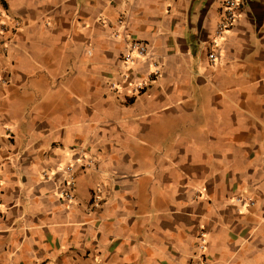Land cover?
<instances>
[{
	"label": "crops",
	"instance_id": "1",
	"mask_svg": "<svg viewBox=\"0 0 264 264\" xmlns=\"http://www.w3.org/2000/svg\"><path fill=\"white\" fill-rule=\"evenodd\" d=\"M222 1L0 0V264H264V0Z\"/></svg>",
	"mask_w": 264,
	"mask_h": 264
},
{
	"label": "built area",
	"instance_id": "2",
	"mask_svg": "<svg viewBox=\"0 0 264 264\" xmlns=\"http://www.w3.org/2000/svg\"><path fill=\"white\" fill-rule=\"evenodd\" d=\"M240 1L239 0H223L221 3V8L219 12V18L216 24L215 28V34L214 38L218 40L227 30H229L233 23L235 22V19L238 15V9H239ZM120 23V22H119ZM121 33L114 32L113 36L120 37ZM216 43H214L215 46ZM149 58V46L146 42L132 38L127 43L126 51L124 52L122 56V60L124 64H131L136 61V59H142L147 60ZM209 61L213 62L216 60V54L215 51H212L208 54ZM155 67V65H154ZM156 68L153 70V72L150 73L148 79H137L132 80V86L133 90L136 93H140L143 90H145L149 79L152 77V75L156 74ZM151 76V77H150ZM123 77L126 79L128 78V74L123 75ZM109 86L112 89H118V84L115 82L109 83ZM68 172H70V168L66 169ZM74 177L69 176L65 181L61 183V185L57 188V194L59 197L65 200H72L74 197ZM100 199L98 197V194H94L91 202H90V208L98 207L99 206ZM200 243L198 245V248L200 250L204 249V234L200 233L199 235Z\"/></svg>",
	"mask_w": 264,
	"mask_h": 264
}]
</instances>
